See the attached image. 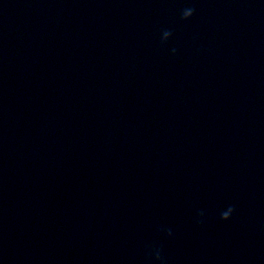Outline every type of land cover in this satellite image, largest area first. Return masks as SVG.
Segmentation results:
<instances>
[{
	"label": "clouds",
	"instance_id": "obj_1",
	"mask_svg": "<svg viewBox=\"0 0 264 264\" xmlns=\"http://www.w3.org/2000/svg\"><path fill=\"white\" fill-rule=\"evenodd\" d=\"M194 12H195V9H193V8L183 9L181 12V19H183V20L190 19L194 15ZM171 35H172L171 31H167V30L164 31L162 34V42L167 41ZM172 51H173V53H175V49H173ZM233 212H234V208L229 206L226 210L221 212V219L225 220V221L230 219ZM200 215L203 216V213H201ZM199 222H202V221H199ZM169 235H171L170 232H169ZM156 259L157 260L162 259L159 251L156 252Z\"/></svg>",
	"mask_w": 264,
	"mask_h": 264
}]
</instances>
